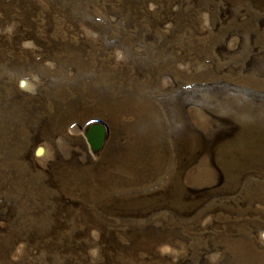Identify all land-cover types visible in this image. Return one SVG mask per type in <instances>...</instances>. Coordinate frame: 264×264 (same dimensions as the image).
Instances as JSON below:
<instances>
[{
  "label": "rangeland",
  "instance_id": "obj_1",
  "mask_svg": "<svg viewBox=\"0 0 264 264\" xmlns=\"http://www.w3.org/2000/svg\"><path fill=\"white\" fill-rule=\"evenodd\" d=\"M0 264H264V0H0Z\"/></svg>",
  "mask_w": 264,
  "mask_h": 264
},
{
  "label": "water",
  "instance_id": "obj_2",
  "mask_svg": "<svg viewBox=\"0 0 264 264\" xmlns=\"http://www.w3.org/2000/svg\"><path fill=\"white\" fill-rule=\"evenodd\" d=\"M85 135L91 149L98 152L104 147L107 141L108 127L103 122L95 121L89 125ZM42 153L43 149L40 148L38 154L42 155Z\"/></svg>",
  "mask_w": 264,
  "mask_h": 264
}]
</instances>
